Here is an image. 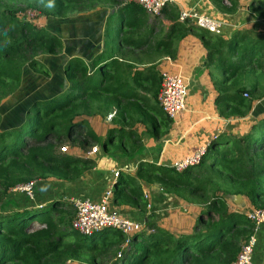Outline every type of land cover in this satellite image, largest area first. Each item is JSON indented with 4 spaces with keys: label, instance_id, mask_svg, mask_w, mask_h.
I'll return each mask as SVG.
<instances>
[{
    "label": "trees",
    "instance_id": "16d2710c",
    "mask_svg": "<svg viewBox=\"0 0 264 264\" xmlns=\"http://www.w3.org/2000/svg\"><path fill=\"white\" fill-rule=\"evenodd\" d=\"M210 2L225 15H237V0ZM101 5L120 6L122 0H0V106L21 86L26 69H42L40 57L58 56L64 50L62 40L48 29L34 26L28 14L63 18ZM126 6L135 8L146 21L143 9ZM123 10L119 29L133 28L124 18L129 11ZM248 10L264 22V0H253ZM162 14L171 22L167 33L154 38L151 28L150 45L144 42L136 47L144 52L133 62L148 64L141 71L104 52L89 63L71 58L63 67L66 92L33 102L23 122L0 129V264H67L79 260L88 264H230L242 243L254 235L255 226L245 214L230 211L227 199L239 196L250 208L264 210V117L252 120L244 134L238 125L229 124L226 131L211 138L200 164L184 172L140 162L134 177L116 180L112 202L144 214L147 204L142 185H156L166 196L186 204L199 200L197 205L202 207L191 233L173 235L147 214L142 230L133 236L112 230L81 236L72 228V202L61 199L42 208L24 209L18 214L25 216L19 218L4 212L13 205L5 199L16 187L50 178L73 183L95 167L93 157L60 151L63 142L80 143L84 149L98 145L100 139L89 126L91 117L111 116L113 127L98 146L103 157L132 160L142 155L143 142L136 127L145 129L142 137H156L171 122L157 101L155 59H176L178 44L188 34L196 35L205 48L206 66L223 71V78L213 81L220 117L243 118L254 102L264 97V32H257L256 25L253 31H237L223 39L178 22L174 7L166 6ZM120 30L112 39L113 43L117 38L118 46L128 42V38L120 37ZM21 199L22 204L34 200L22 194ZM38 219L43 220L35 222ZM110 232L114 234L111 240H99Z\"/></svg>",
    "mask_w": 264,
    "mask_h": 264
},
{
    "label": "crops",
    "instance_id": "0c3cea01",
    "mask_svg": "<svg viewBox=\"0 0 264 264\" xmlns=\"http://www.w3.org/2000/svg\"><path fill=\"white\" fill-rule=\"evenodd\" d=\"M253 0H237L238 11L236 16H229L219 12L210 2V0H168L167 8L174 7L178 13L196 12L208 16L212 19L218 20L222 23L225 36L223 39L231 37V32L241 30L253 31V26L256 25L257 32H264L263 21H259L254 14L248 10V6ZM107 6V7H106ZM114 7V8H113ZM103 5L94 10L84 12L76 17L59 19L60 25L56 28L54 34L60 38L64 44L62 54L58 56H42L45 60L54 58L56 60L57 68L61 69L62 77L65 76L63 67L71 58H78L85 63H89L93 57L99 55L101 52L110 56L117 57L119 61L128 63L137 67V70H142L148 64H137L136 57L140 56L144 50L137 51L136 47L144 44L150 45L148 41L149 30L153 28V37L160 38L167 33L171 22L161 14L159 17L151 18L145 13L144 19L140 18L136 13L135 8H126V5L120 6ZM130 7V6H129ZM126 9L129 13L125 17L127 23L134 25L133 28L119 29L122 18V11ZM132 9V10H131ZM126 13V12H125ZM111 22V23H110ZM231 28V29H230ZM120 32L121 38H128V42L124 45L118 46L117 38L112 43V39L117 31ZM232 30V31H231ZM107 36V34H109ZM110 41V42H109ZM207 52L203 47L199 38L194 34H188L183 38L177 47V57L171 60L168 57H161L155 59V70L157 72V79L160 88V73L170 72L182 76L188 83V95L186 99L185 111L179 115L175 120L170 122L167 129L160 130L156 137H145L142 133L145 131L142 127H136V132L141 136L143 142V154L139 157L127 159H110L107 157H96L95 167L87 172L80 180L73 183H65L55 180L53 178L37 181L36 184H43V191L40 197H35L31 202L22 201L21 195L16 192L10 193L8 199L11 200V206L5 209V213L16 214L22 212L24 209L34 208L38 205L46 206L55 199L66 201H75L82 199H90L92 201H99L104 196L105 192L112 191L113 185L118 178L108 180L109 173L114 176L115 169L123 170V168L132 172L137 168L138 163L145 162L155 166H170L175 160L183 158L193 153L198 147L204 144H209L211 138L216 134L226 131L229 124H235L240 121L248 120L249 125L239 126L240 134L248 131L250 125L254 120L264 117V97L254 102L250 113L243 118H229L224 119L217 113L215 101L218 94L214 88L213 81L221 80L223 78V71L216 69L214 65L206 66ZM42 57L39 58L41 63H45ZM141 63H147L141 62ZM29 70V69H28ZM27 75L26 71L23 74ZM64 78V77H63ZM66 92L68 83L65 82L62 86ZM158 88V90H159ZM157 90V93H158ZM61 91V90H60ZM32 93V92H30ZM61 96L62 93H57ZM147 95V94H146ZM248 95V94H247ZM56 96V97H57ZM147 97H149L147 95ZM25 99V98H24ZM18 105V104H17ZM14 115V113L12 114ZM8 118V116H7ZM91 131L100 139L103 140L107 131L113 126L110 124V119L101 116H94L88 119ZM242 127V128H241ZM234 133H238L235 131ZM98 148V146H95ZM99 153V148L98 152ZM129 166H132L130 168ZM120 168V169H119ZM132 169V170H131ZM94 173V174H92ZM135 175V174H134ZM129 174L127 177H134ZM119 177V176H118ZM102 180H99V179ZM100 181V182H99ZM142 191L147 200V214H152L156 222L171 234L176 229H168L163 222L168 226L180 227L178 220L175 218L180 214V206L182 202L166 196L159 187L142 185ZM110 199V206L122 217L131 219L140 224H144L147 214L139 210L130 208L124 203L114 204ZM230 211L245 214L250 208L247 201L242 197H236L228 204ZM195 210V209H194ZM194 217L184 216L180 219L181 224L190 226L189 232L192 231L198 219V210L194 211ZM174 218V219H173ZM178 224V225H175ZM188 231L186 233H189ZM175 233V232H174ZM173 233V234H174ZM264 246V245H263ZM262 254L261 264L264 259V249L259 252Z\"/></svg>",
    "mask_w": 264,
    "mask_h": 264
},
{
    "label": "built area",
    "instance_id": "2783aa9c",
    "mask_svg": "<svg viewBox=\"0 0 264 264\" xmlns=\"http://www.w3.org/2000/svg\"><path fill=\"white\" fill-rule=\"evenodd\" d=\"M167 2L168 0H122V5H137L148 15L159 17L166 8ZM178 22H187L198 29L205 30L218 37L225 36L221 22L196 12H180ZM187 95L188 83L186 79L175 73L165 71L160 73V88L157 101L162 112L169 120H175L185 111ZM243 96L248 98L247 93H244ZM108 119H111V116ZM207 146L208 144L201 145L193 153L175 160L171 163L170 167L176 172L181 173L189 168L198 166L206 152ZM60 150H62V153L68 152L66 148H60ZM97 152V147H91L87 154L89 157H92ZM118 176L119 173L115 172L114 177L117 178ZM34 186L35 182H29L16 187L15 191L24 195L29 200H33ZM110 199L111 192L107 191L99 201H92L90 199L71 201L75 210L72 228L79 235L85 237H90L105 230H112L128 237L140 232L143 224L119 215L111 208ZM38 208H42V206H38ZM245 216L255 226V229L264 226L263 209L251 208L245 213ZM255 242L256 239L253 235L242 243L236 260L230 264H253ZM117 257H120V255Z\"/></svg>",
    "mask_w": 264,
    "mask_h": 264
},
{
    "label": "rangeland",
    "instance_id": "374dc122",
    "mask_svg": "<svg viewBox=\"0 0 264 264\" xmlns=\"http://www.w3.org/2000/svg\"><path fill=\"white\" fill-rule=\"evenodd\" d=\"M101 7H103V5H101L100 8ZM79 14H82V13L75 12V13H70L63 18H48V19L44 18V17L37 16L36 14L35 15L34 14H28L27 18H28V21L31 22L34 26L48 29L51 33L54 34V32L56 31V28L60 25L59 19L76 17ZM151 18H153V17H151ZM262 27H264V24L262 25ZM234 33L235 32L232 31L231 35H233ZM42 59H44V61H45V63H42L44 68H42V69L37 68L34 70L26 69L25 71H26L27 75H25L24 82L21 83V86L18 88V90L15 93H13L11 96L5 98L1 102V106H0V129L1 130H7L10 128V126H13V125L16 126L17 124H20V121L23 122L25 120V117H26V113H27L26 110L28 109V107H30L32 105L33 102H35L37 100L51 99V98L59 95L57 93H62V94L65 93L62 86L67 81H66L65 76H63L64 78L62 77L61 69L57 68L56 60L54 58H50L49 60L48 59L45 60L46 59L45 57H42ZM30 92H32V93H30ZM158 93H159V90H158ZM158 93H157V96H158ZM247 99H250V97L248 96ZM13 113H14V115H12ZM7 116H8V118H7ZM252 120H254V117H252ZM249 123H251V122H249L248 120H245V121H240L239 124L235 123V124H232L230 126H234V125L244 126V124L246 126V125H249ZM101 141L102 140H100L99 143H97L98 144L97 146H100ZM79 144L80 143H75L74 145H72L71 143L63 142V145H61L60 147H61V149L66 148L67 151L71 150L72 151L71 154H73L77 157H85V156L89 157V155L87 154V151L91 147L88 146L84 149L82 146H80L81 144L80 145ZM98 148H99V153L96 154L97 155L96 157L100 158L102 156V152H101L100 147H98ZM60 151H62V150H60ZM82 152H85V153L82 154ZM129 167L132 168V166H129ZM123 169H124V171L115 169V172L119 173V177L124 176L123 177L124 181L127 179V176L129 174L134 175L135 171H136V169H134V170L131 169L132 172L130 171V169L128 171V168L127 169L123 168ZM92 174H94V173H92ZM112 175L113 174L109 173L108 180L111 181L112 179H115V178H113L114 176H112ZM99 180H102V179L100 178ZM152 186L155 187L156 185H152ZM156 187H158V186H156ZM42 191H43V184L42 183L36 184L34 186L33 196L34 197H40L42 194ZM13 192L18 193L15 190ZM19 195H21V194L19 193ZM111 200H112V198H111ZM232 200L233 199H227V203L229 204L230 201H232ZM5 201L10 203L11 200H9L7 198V200L5 199ZM2 202H4V199H2ZM179 202H182L183 205L180 206V210H179L180 214L175 218V220H178V224L180 227H173L172 226L173 222H171V224H170L171 226H168L167 224H165L163 222V224L165 225L166 228L176 229L175 231H173V233L175 232L174 234L172 233L173 235L185 234L187 231L189 232L190 226L188 227V225H185V224L182 225L180 222V219L183 218L185 215L188 216L189 218L192 216L194 217L193 212L195 210L196 211L198 210V216H199L200 209L202 207L201 205H197L200 203L199 200L192 201L189 204H186L183 201H179ZM144 203L148 205L145 197H144ZM16 214H18V213H16ZM16 214H15V216L18 218H19V216H22V217L25 216L23 214H18V215H16ZM42 220L43 219H38L35 222L40 223V221H42ZM178 224L175 223V225H178ZM157 225L160 228L165 229L162 226V224L158 223V221H157ZM189 233H191V232H189ZM113 236H114L113 232H110L108 234L102 235L99 238V240L104 239V238L111 240L113 238ZM96 237H98V236H96ZM254 238L256 239V242H255V246L253 249V264H261V261H262L261 255L262 254H259V252L264 249V246H263L264 245V227L260 228L259 230L256 229V231L254 233ZM84 257L88 258V256H86V255H84ZM263 261H264V259H263ZM67 264H88V263L84 260H79V261H71V262H68Z\"/></svg>",
    "mask_w": 264,
    "mask_h": 264
},
{
    "label": "water",
    "instance_id": "95a60500",
    "mask_svg": "<svg viewBox=\"0 0 264 264\" xmlns=\"http://www.w3.org/2000/svg\"><path fill=\"white\" fill-rule=\"evenodd\" d=\"M238 197H239V196H238ZM38 206H42V205H38ZM38 206H37V207H38ZM42 207H43V206H42Z\"/></svg>",
    "mask_w": 264,
    "mask_h": 264
}]
</instances>
